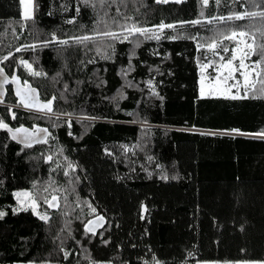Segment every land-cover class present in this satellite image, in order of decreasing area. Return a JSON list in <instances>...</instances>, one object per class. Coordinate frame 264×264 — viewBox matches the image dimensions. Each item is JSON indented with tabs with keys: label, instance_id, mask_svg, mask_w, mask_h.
<instances>
[{
	"label": "trees",
	"instance_id": "obj_1",
	"mask_svg": "<svg viewBox=\"0 0 264 264\" xmlns=\"http://www.w3.org/2000/svg\"><path fill=\"white\" fill-rule=\"evenodd\" d=\"M125 3L127 7L117 0L106 9L108 16H118L119 7L144 27L203 20L245 7L259 10L231 5V0L230 8L211 0L209 6L200 0ZM34 5V21L21 28L18 0H0V59L52 32L60 38L91 34L95 14L90 8L82 7L77 14L73 0H34ZM65 5L68 11H63ZM73 16L75 23L65 22ZM216 27L201 23L165 29L159 40L141 38L139 47L117 42L110 59L83 47L58 51L53 45L16 53L2 64L9 74L17 70L23 81L37 86L43 100L61 93L64 99L54 104L53 119L17 108L11 86L0 104V118L10 127L35 126L51 133L47 143L25 148L0 129V211L7 213L0 219V264L264 261V140L225 134L232 129L264 130V97L200 96L197 40L191 37L198 34L203 43L213 35L209 28ZM172 36L181 38H167ZM21 58L47 76H30L19 64ZM90 59L94 62L87 63ZM150 79L159 96L150 95ZM8 106L17 119L10 118ZM123 145L134 150L125 154ZM48 155L53 161H46ZM69 163L75 171L66 177ZM65 183L74 187L67 198L59 187ZM21 190L39 197L37 212H46L48 222L31 209L13 214V194ZM52 195L60 198L58 208L43 202ZM98 214L106 217V225L93 235L85 225Z\"/></svg>",
	"mask_w": 264,
	"mask_h": 264
},
{
	"label": "snow or ice",
	"instance_id": "obj_2",
	"mask_svg": "<svg viewBox=\"0 0 264 264\" xmlns=\"http://www.w3.org/2000/svg\"><path fill=\"white\" fill-rule=\"evenodd\" d=\"M19 4L23 7L21 28H23L28 21H34L35 8L34 0H18ZM156 3H179L181 0H155ZM75 3V13L79 14L81 8H90L95 18L93 21V28L91 34L72 36L67 38H60L55 32H52L48 38L44 40H37L30 45H22L15 49V53L9 52L0 59V64L14 58L16 53L22 51H36L38 48H48L50 46H58V51L64 50L68 47H83L89 51L94 50L98 56L103 59H110L114 53L115 43L133 42L135 47H139L141 38L143 40H159L163 30L179 28L183 29L185 24L198 25L204 23L206 26L215 24V29L209 28L213 32L212 36L206 38L205 42L201 43L197 36L191 37L193 40H197V50L205 53L204 59L198 61L200 64V96L207 95H220L226 98L236 99H251L264 97V0H231V5H241L242 7L247 4L250 8L259 10H248V7L243 8L242 11L229 10L226 15L213 16L206 19H194L192 21H181L178 24H168L161 22L159 25L152 27L141 26L138 20H135L132 16H129L121 12L119 7L115 8V12L118 14L116 17H109L107 8L117 3V0H73ZM119 3L127 7L125 0H119ZM202 6H209L210 0H200ZM211 3L217 7L230 8L229 0H211ZM63 11H68V6L63 7ZM53 13L49 12L51 16ZM203 16V12L201 13ZM247 20L248 23L238 24L237 22ZM259 21L260 26H257ZM66 23L73 24L76 22V16L65 21ZM83 27V26H82ZM168 39H178L179 36L167 37ZM225 41L229 42L232 47L225 46ZM94 46V49L90 47ZM211 53V58L207 53ZM135 53H133L134 55ZM258 58L253 61L252 57ZM93 60H88L87 63H93ZM38 63V61H34ZM19 64L29 73L32 77L47 76V73L34 69L33 63H29L28 60L23 58L19 59ZM212 68L214 74L207 73L206 70ZM239 74V76H237ZM59 76V73H57ZM0 104L4 103L5 84H15V96L18 98L16 101L17 108L27 109L30 113L38 114L37 118L43 117L47 119L54 118V104L59 99H64L63 93L58 97L52 95L50 98L41 101L38 98L37 90L32 88L28 80L23 81V86L19 83V77L13 75L9 80L8 75L5 74L4 67H0ZM104 82H101L103 84ZM260 87H257V85ZM101 85H97L100 87ZM65 91L69 90V85L64 84ZM147 87L150 91V95L153 97L159 96V93L155 91V84L153 80L147 81ZM235 90V91H233ZM71 91H75L72 89ZM241 91L243 95H241ZM113 100H119L118 97H113ZM160 99H163L160 97ZM10 118L12 120L17 119V113L11 106L7 108ZM61 116H70V113H61ZM129 115H132L131 113ZM59 119V116L55 117ZM144 125H147V121H142ZM70 124V122H69ZM56 126V125H54ZM0 129L6 130L10 134V138L16 141L25 148H30L33 143H47L48 138L51 137V133L47 128L33 127L32 130L24 127L23 125L13 128L9 123L5 122L3 118H0ZM149 129H145V133ZM201 135H217L218 133H200ZM225 134L236 135H254L261 140H264V130L256 133H241L239 129H232ZM140 147V146H136ZM128 145L122 146V151L126 154L133 151ZM111 155L112 153H108ZM151 159V157H149ZM47 162L53 161V156L48 155L46 157ZM59 167V166H58ZM159 167V165H157ZM55 171V170H54ZM75 171V166L69 163L65 168L63 175L69 176L70 172ZM176 179V177H171ZM78 179V177H77ZM161 179L167 180V175H162ZM36 187V183L33 184V188ZM44 191H47V186L44 187ZM17 200V207L13 208V214L19 211H31L38 216L41 221L48 222L49 215L45 212L43 214L37 212L39 207L38 196H34L29 191H17L13 194ZM59 197L52 195L51 199H44V203L49 208L59 207ZM142 212H146L147 208L141 206ZM91 211L94 213L95 208ZM7 215L6 212L0 211V219ZM103 219L98 217L96 223ZM93 221H88L85 225L87 232L95 235L93 227L90 225ZM107 243V241H105ZM69 253L65 252L64 257L67 259ZM29 264H35V262H29ZM153 264H160L158 260H154ZM236 264H264V261H238Z\"/></svg>",
	"mask_w": 264,
	"mask_h": 264
},
{
	"label": "rangeland",
	"instance_id": "obj_3",
	"mask_svg": "<svg viewBox=\"0 0 264 264\" xmlns=\"http://www.w3.org/2000/svg\"><path fill=\"white\" fill-rule=\"evenodd\" d=\"M22 9H23V7H22ZM225 46H228L229 48L232 47V45L229 42H227V41H225ZM207 55L211 58V53L210 52L207 53ZM204 56H205V53L203 51H198L197 50V56H196L197 63H198V61L203 60ZM252 60L253 61L256 60L255 56L252 57ZM198 67H199V79H200V64L199 63H198ZM206 72L214 74V70L212 68L207 69ZM237 76H239V74H237ZM233 91H235V90H233ZM240 94L243 95V92L241 91ZM205 96H215V95H207L206 94ZM217 96H220V95H217ZM56 115L59 116V114H56ZM59 187L63 190V193L65 194V198H67V196L69 194L74 192V187L72 186V184L65 183V184H63L61 186L59 185ZM21 191H27V190H21ZM63 209H64V211H67L68 205L66 203H64ZM240 262H242V261H240ZM8 264H11V263H8ZM13 264H29V262L28 263L16 262V263H13ZM197 264H214V261H200ZM217 264H218V262H217Z\"/></svg>",
	"mask_w": 264,
	"mask_h": 264
},
{
	"label": "water",
	"instance_id": "obj_4",
	"mask_svg": "<svg viewBox=\"0 0 264 264\" xmlns=\"http://www.w3.org/2000/svg\"><path fill=\"white\" fill-rule=\"evenodd\" d=\"M0 67H4V66H3L2 64H0ZM4 69H5V68H4ZM5 74L8 75L9 80H11V78H12L13 75L18 76V77L20 78V79H19V83H20L21 86H23V79H22V77L19 75V73H18L17 70H15L12 74H9V73L6 71V69H5ZM0 79H2V77H0ZM29 84L31 85L32 88H34V89L37 90L38 98H39L41 101H44V100L41 98L39 88H38L37 86L33 85L31 82H29ZM9 86L12 87L13 92H14V94H15L16 85H15V84H5V85H4L5 96H4L3 99L6 98V95H7V92H8V91H7V88H8ZM17 99H18V98H17ZM33 144H36V143H33ZM98 217H103V219H101V220L99 221V223H96ZM89 221H93V224L90 225V226L93 227L95 233H97L100 229H102V228L106 225V217H105L103 214H98V215L92 217ZM86 224H87V223H86Z\"/></svg>",
	"mask_w": 264,
	"mask_h": 264
},
{
	"label": "crops",
	"instance_id": "obj_5",
	"mask_svg": "<svg viewBox=\"0 0 264 264\" xmlns=\"http://www.w3.org/2000/svg\"><path fill=\"white\" fill-rule=\"evenodd\" d=\"M214 264H217V262H216V261H214Z\"/></svg>",
	"mask_w": 264,
	"mask_h": 264
}]
</instances>
